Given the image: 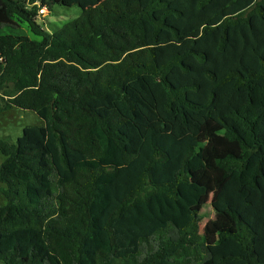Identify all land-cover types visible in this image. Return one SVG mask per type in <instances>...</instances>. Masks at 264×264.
Here are the masks:
<instances>
[{
    "label": "trees",
    "instance_id": "obj_1",
    "mask_svg": "<svg viewBox=\"0 0 264 264\" xmlns=\"http://www.w3.org/2000/svg\"><path fill=\"white\" fill-rule=\"evenodd\" d=\"M73 3L0 0V263L264 264V0Z\"/></svg>",
    "mask_w": 264,
    "mask_h": 264
},
{
    "label": "rangeland",
    "instance_id": "obj_2",
    "mask_svg": "<svg viewBox=\"0 0 264 264\" xmlns=\"http://www.w3.org/2000/svg\"><path fill=\"white\" fill-rule=\"evenodd\" d=\"M72 1L74 3L68 6L55 4L51 10L45 8V13H42L39 17L40 22L44 23L46 28L54 29L57 25H62L64 22L77 17L82 9L94 6L102 0H69V3ZM10 31H12L10 28L0 26V34ZM40 124H42L40 117L33 111L13 108L0 113V137L5 138L10 142H14L16 137L21 134L24 126ZM3 159L4 156L0 153V162ZM3 202L4 197L0 193V204ZM200 203L202 206L200 211L202 218L200 226L202 227L214 215V209L211 206V192L208 191L206 194L202 195L200 197Z\"/></svg>",
    "mask_w": 264,
    "mask_h": 264
},
{
    "label": "built area",
    "instance_id": "obj_3",
    "mask_svg": "<svg viewBox=\"0 0 264 264\" xmlns=\"http://www.w3.org/2000/svg\"><path fill=\"white\" fill-rule=\"evenodd\" d=\"M38 13H39V15H38V19H39V17L42 15V13H45V7H40L38 10Z\"/></svg>",
    "mask_w": 264,
    "mask_h": 264
}]
</instances>
